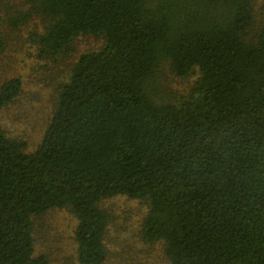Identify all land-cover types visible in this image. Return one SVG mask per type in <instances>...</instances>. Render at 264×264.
I'll return each instance as SVG.
<instances>
[{"label": "trees", "instance_id": "1", "mask_svg": "<svg viewBox=\"0 0 264 264\" xmlns=\"http://www.w3.org/2000/svg\"><path fill=\"white\" fill-rule=\"evenodd\" d=\"M25 0L39 55L51 61L89 34L57 86L37 147L0 127V264L35 255L34 219L52 208L76 218L80 264H102L115 195L145 202L140 235L161 241L167 264H264V0ZM4 40L0 36V51ZM163 65L195 74L186 94L158 98ZM21 80L0 84V112Z\"/></svg>", "mask_w": 264, "mask_h": 264}, {"label": "rangeland", "instance_id": "2", "mask_svg": "<svg viewBox=\"0 0 264 264\" xmlns=\"http://www.w3.org/2000/svg\"><path fill=\"white\" fill-rule=\"evenodd\" d=\"M263 0L253 1L255 23L263 13ZM28 8L25 0H0V36L4 47L0 51V84L9 78L21 80L19 94L0 112V127L9 136L25 142L26 151L34 150L47 127L57 86L68 77L74 60L82 52L95 50L102 41L93 35H79L72 41L71 51L55 61L39 55L32 31L40 18L32 15L16 27L8 17ZM196 75L179 78L168 65H163L153 77L150 89L158 98L175 101L186 94ZM109 215L104 237L106 259L102 264H167L161 241L149 243L140 230L148 206L126 195H115L100 203ZM76 218L64 208H52L34 219L35 255L44 254L47 264H80L76 255L74 231Z\"/></svg>", "mask_w": 264, "mask_h": 264}]
</instances>
